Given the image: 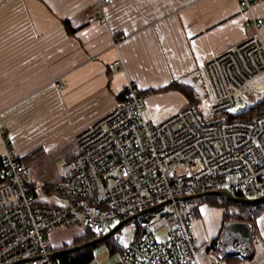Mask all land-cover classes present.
Wrapping results in <instances>:
<instances>
[{
	"label": "built area",
	"instance_id": "obj_1",
	"mask_svg": "<svg viewBox=\"0 0 264 264\" xmlns=\"http://www.w3.org/2000/svg\"><path fill=\"white\" fill-rule=\"evenodd\" d=\"M239 2L251 9L257 0ZM107 3L97 0L88 22L104 19ZM263 24L252 18L246 25L259 31ZM206 73L204 107L191 104L158 123L146 119L145 96L130 81L118 106L76 136V155L60 167L53 186L64 203L37 198L31 167L4 136L0 264L24 258V264H57L49 237L57 228L77 227L99 238L116 221L167 200L160 218L128 242L113 264H199L193 205L179 198L209 191L247 199L264 195V113L231 118L240 111L239 99H248L249 88L264 77V37L258 32L216 56ZM246 223L249 234L224 228L216 242L218 262L252 258L253 226ZM102 254L95 248L90 264H102Z\"/></svg>",
	"mask_w": 264,
	"mask_h": 264
},
{
	"label": "crops",
	"instance_id": "obj_2",
	"mask_svg": "<svg viewBox=\"0 0 264 264\" xmlns=\"http://www.w3.org/2000/svg\"><path fill=\"white\" fill-rule=\"evenodd\" d=\"M96 1L0 0V159L4 136L30 167L54 155L117 107L130 81L145 96L146 119L162 122L189 106L182 88L204 96L210 60L258 32L264 37V24L246 25L264 21V0L251 9L239 0H108L104 19L88 22ZM250 100L264 102V77L239 108ZM214 236L202 242L199 264H264V204L251 259L218 262Z\"/></svg>",
	"mask_w": 264,
	"mask_h": 264
},
{
	"label": "rangeland",
	"instance_id": "obj_3",
	"mask_svg": "<svg viewBox=\"0 0 264 264\" xmlns=\"http://www.w3.org/2000/svg\"><path fill=\"white\" fill-rule=\"evenodd\" d=\"M203 99H204V96L200 98L199 96H194L193 101L192 102L190 101L188 105H191L192 103H194L196 105H200L201 107H204L205 104H204ZM248 103H249V106L252 107V100H250ZM186 105L187 104H185L184 107H186ZM240 112L241 111H238L236 109V111L231 112V114L239 115ZM75 152H77V146H76V142L72 140V141H68V143L66 144V147L58 151L54 155L43 156L38 161L30 163L31 167L34 170V175L36 172L40 174L39 176H36V175L34 176V182L36 184L35 190H36L37 198L41 202L56 203V204L65 202L64 200H61L58 195H54L55 192L46 191V190L51 185H54L55 182L57 181L58 175H59V169L63 164H65L68 161L67 160L68 155L72 153L73 155L69 158V159H72L75 156L74 155ZM42 177H44V179H42ZM198 202L199 201H196L195 203L196 205H198V214H199L200 208L206 204L198 203ZM209 207H212V208H208L209 210H207L206 213H203L202 217L194 218L195 234L197 238L199 239L198 252H199V248H201L202 246V242L204 241V239L206 241L207 233L212 232L215 234L214 238L219 239V237L221 236L226 226V224H224L223 222L225 220L223 219L222 221L220 214L217 212V210L222 209L223 216H224L226 208L218 207V206H211V205H209ZM165 210L166 209L162 207L152 212H149L147 214H144L138 217L136 219L137 221L133 220L125 224L124 226H122L114 235L109 237L108 241L104 240L101 243H98L97 245L98 249L101 252L103 251V254L100 256V259L103 261L102 264H113L117 262L120 258V251L125 247V245L128 242L132 241L133 239L137 238V236L140 234L141 229H143L144 226L147 225V229H148V224L152 220L160 218V216L163 214ZM227 210L231 213L239 214L241 213L242 208L236 207V206L234 207L229 206ZM259 211H260V207L256 211L257 215ZM257 215H254L253 217L255 218ZM147 221H148V224H147ZM230 221L248 222L250 225L253 226V230H254V220L253 219L252 220H245V219L242 220L240 218H237L235 220V218H233ZM118 222L119 221H116L114 223V226ZM163 232H164V229L159 232L158 236H161ZM83 233L84 232H82L81 229L77 227L57 228L53 233L50 234L49 237H50V241H51L53 249H57L60 247H70L76 240L75 238L83 237Z\"/></svg>",
	"mask_w": 264,
	"mask_h": 264
},
{
	"label": "trees",
	"instance_id": "obj_4",
	"mask_svg": "<svg viewBox=\"0 0 264 264\" xmlns=\"http://www.w3.org/2000/svg\"><path fill=\"white\" fill-rule=\"evenodd\" d=\"M170 88L167 87L165 89L167 90V89H170ZM180 91L183 92L188 97L189 102L193 101L194 96H195L193 94V91H190L187 88H182ZM123 97H124V93L122 95V100H123ZM192 104H194V103H192ZM263 113H264V102H262L260 104H257V105H254L252 107H246L245 110L240 112L239 115H232L231 118L239 117V118H242V119H245V120H251V119L255 118L256 116L261 115ZM220 117L221 116H216V117H213V118H220ZM34 155H35V153H34ZM23 160L25 161V159H23ZM53 190H54V187L50 186V187L47 188L46 191H53ZM196 201H199L198 203H205L206 205L218 206V207L226 208L225 209V213H224V220L226 222L232 220L233 218H235V220L237 218H240L242 220H244V219L245 220H252L253 219L255 221L257 216L255 218L253 216L257 215V213H256L257 209H259V207H260V210H261L262 205L264 204V202H262L260 204H252V205L234 203V202H231V201L224 200L218 195H208V196H205V197H202V198H199V199L187 201V203H190V204L194 203L193 204V210H194V216L195 217L198 214V205H196V203H195ZM229 206L230 207H234V206L241 207L242 211L239 214L231 213V212H229L227 210V208ZM147 224H148V221H147ZM81 231L84 232L83 233V237L75 238L76 240L74 241V243L70 247L75 246V245H79V244H82V243H85V242H88V241L93 240V239L96 238L94 233L89 231V230H81ZM146 231H147V225L144 226L143 229H141L140 234L137 236V238L141 234L145 233ZM108 240H109V238L106 239V241H108ZM97 245L98 244L91 245V246L82 248L80 250L73 251L71 253L60 255V256L56 257L54 259V261L57 264H90V262H91V260L93 258V251H94L95 248H97ZM66 248H69V247H60V248H57V249H53V247H52V251L63 250V249H66Z\"/></svg>",
	"mask_w": 264,
	"mask_h": 264
},
{
	"label": "water",
	"instance_id": "obj_5",
	"mask_svg": "<svg viewBox=\"0 0 264 264\" xmlns=\"http://www.w3.org/2000/svg\"><path fill=\"white\" fill-rule=\"evenodd\" d=\"M244 106L240 107L239 110L240 111H244ZM208 195H218L220 196L222 199L227 200V201H231L234 203H241V204H247V205H252V204H260L262 202H264V195L257 197V198H251V199H247V198H243L241 196L238 195H234L231 194L229 192L226 191H209V192H204V193H198V194H193V195H189V196H185V197H181L179 198L180 200L183 201H191V200H195V199H199ZM170 202V200L164 201L158 205L152 206L150 208L144 209L136 214H134L131 217H128L126 219H123L121 221H119L115 226H113L109 232L105 235H103L102 237L99 238H95L93 240H90L88 242L79 244V245H75L63 250H56V251H52V253L50 254V257L52 259H55L56 257L63 255V254H67V253H71L73 251H77L80 250L82 248L91 246V245H96L98 243H101L102 241L106 240L107 238L111 237L112 235H114L122 226H124L125 224L137 219L138 217L147 214L149 212H152L154 210H157L159 208H162L163 206H165L166 204H168ZM226 229L231 230V231H242L245 232L247 234L250 233V228L247 225L246 222L243 221H232V222H228L225 226ZM28 258H24V259H20L17 261H14L10 264H23L25 261H27Z\"/></svg>",
	"mask_w": 264,
	"mask_h": 264
}]
</instances>
